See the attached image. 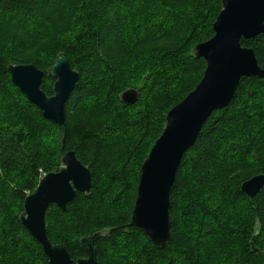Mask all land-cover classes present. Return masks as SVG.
<instances>
[{"label":"trees","instance_id":"16d2710c","mask_svg":"<svg viewBox=\"0 0 264 264\" xmlns=\"http://www.w3.org/2000/svg\"><path fill=\"white\" fill-rule=\"evenodd\" d=\"M221 3L0 0V29L11 38L9 52H0V101L9 95L15 101L12 109L0 105V119L10 116L0 121V264H48L20 223L27 197L22 192L34 191L37 179L58 171L68 151L89 168L92 190L79 193L66 212L52 205L45 223L49 240L63 244L75 263L86 256L80 240L95 235L98 264H264V186L252 200L240 192L243 182L264 175V78H243L230 104L211 115L184 154L170 194V242L158 249L129 225L141 167L167 113L203 78L206 62L193 49L213 37ZM55 40L77 42L80 64L68 44L59 50ZM241 45L253 50L264 70V34ZM61 53L80 79L68 102L65 142L56 129L49 158L43 130L57 126L13 84L8 67L35 65L45 73L42 90L52 96L56 80L48 71ZM129 89L140 90L134 105L120 99ZM26 108L31 121L15 114ZM80 116L83 122L73 127ZM17 118L15 131L10 122Z\"/></svg>","mask_w":264,"mask_h":264},{"label":"water","instance_id":"95a60500","mask_svg":"<svg viewBox=\"0 0 264 264\" xmlns=\"http://www.w3.org/2000/svg\"><path fill=\"white\" fill-rule=\"evenodd\" d=\"M222 8L213 25L214 35L196 45L193 53L206 62L200 83L166 117V126L141 167V175L130 226L141 229L158 248L171 240L170 194L184 154L192 148L211 115L227 107L243 78H264L253 50L241 40L264 34V0H222ZM13 84L28 101L40 109L44 119L57 126L62 144L66 128V111L70 95L80 74L65 54L55 59L48 71L54 78L52 96L41 88L45 73L35 65H10ZM140 90L129 89L120 96L125 105L135 104ZM59 171L45 175L34 192L24 200L20 215L22 226L41 245L48 264H98L95 235L84 237L80 245L86 256L75 261L61 244H53L46 231L45 218L53 205L66 212L79 193L92 190V176L74 151L62 157ZM264 186V175L243 182L240 192L249 200Z\"/></svg>","mask_w":264,"mask_h":264},{"label":"rangeland","instance_id":"374dc122","mask_svg":"<svg viewBox=\"0 0 264 264\" xmlns=\"http://www.w3.org/2000/svg\"><path fill=\"white\" fill-rule=\"evenodd\" d=\"M82 15H81V18L80 19H82ZM67 19H69V18H66L62 23H61V25L62 24H68L67 23ZM76 23V22H75ZM63 28V27H62ZM2 31H3V34H1L2 33ZM10 37V34L8 33V32H6V31H4V30H2V29H0V52L1 53H4V52H9V47L7 48V45H8V43H9V41L11 42V38H9ZM67 39V41L69 40V37H67L66 38ZM53 43L54 44H58L59 46H58V48L57 49H65V47L67 48V44H68V48L70 49V52L69 53H71V55H72V57H73V59L75 60V63H76V65H79L80 64V60L79 59H77V50H76V45H77V42H74L73 40H71V42H63V41H58V40H55V41H53ZM15 44H17L18 45V43H15ZM36 48H34V49H32V50H30V51H33V50H35ZM38 49V51H39V48H37ZM30 51H26V52H30ZM74 53L76 54V56L74 55ZM32 54H34V53H32ZM62 54V53H61ZM64 54V53H63ZM60 55V54H59ZM44 57L46 58V59H49L50 58V56L48 55V54H46L45 53V55H44ZM76 71V70H75ZM78 72V71H77ZM79 73V72H78ZM190 85H191V83L190 82H187V84H185V85H183V86H187V88L186 89H189V87H190ZM191 93V92H190ZM10 96V95H9ZM8 96V97H9ZM166 95H164V97H165ZM8 97L5 99V98H2L3 99V101H0V105L1 104H4L5 106H8L7 108L8 109H12L10 106V104H15V101H10L9 99H8ZM11 97V96H10ZM9 97V98H10ZM186 98V97H185ZM184 98V99H185ZM88 101H89V99H88ZM169 102V101H168ZM182 102V101H181ZM257 102H261V101H257ZM137 103V102H136ZM135 103V104H136ZM134 105V104H133ZM178 105V104H177ZM177 105H175V106H177ZM174 106V107H175ZM174 107H172V108H174ZM171 108V109H172ZM170 109V110H171ZM40 110V109H39ZM169 110V111H170ZM15 114H17V115H19L20 117H24V118H26V116L27 117H29L28 118V120L29 121H31L30 120V115H29V112H28V109L26 108V109H23L22 110V113H18V112H16ZM168 114V113H167ZM166 117H167V115H166ZM77 118H81V119H78V120H75L74 121V126L73 127H77V126H80L81 125V123L83 122V118H85L84 116H80V117H77ZM4 119H6V121H8V119H10V116H7V117H5V118H1L0 119V121L1 122H3V123H5L4 121ZM48 121V120H47ZM33 122V121H32ZM50 122V121H49ZM20 124V122H19V120H18V118L16 119V121L14 120V121H11L10 122V126H11V128L13 129V130H15V131H17L18 130V127L19 126H15V125H19ZM29 124H32L31 122H29ZM32 125H35V123L33 122V124ZM56 129H58V128H53V127H49L48 128V130H47V134L48 135H46V130H45V128H44V130H43V134L45 133V136H47L48 138L46 139V143H45V145H44V148H43V150H44V154L46 155L45 157H49V158H52V157H54V154H53V152H52V150H50V152L48 153V148H50V146L51 145H53L54 144V141H53V139H54V137H56ZM76 129L74 128V131H75ZM52 131V132H51ZM59 131V130H58ZM74 131H73V135L71 136V137H76V135H77V132L74 134ZM54 132H55V136H54ZM53 137V138H52ZM46 144H47V146H46ZM80 149V148H79ZM65 155V154H64ZM63 155V156H64ZM62 156V157H63ZM61 160H62V158L60 159V168H61V166H62V163H61ZM85 166V165H84ZM86 167V166H85ZM88 168V167H87ZM89 169V168H88ZM59 171V170H58ZM90 171V170H89ZM55 172V171H54ZM91 173V172H90ZM140 174H141V172H140ZM45 175V174H44ZM44 175H42V177L41 178H39V179H37V182H36V187H35V189L38 187V185H39V183H40V181H41V179L44 177ZM98 178L100 179V176H98ZM139 181H140V177H139ZM138 185H139V182H138ZM138 185H137V189H138ZM29 188H27L26 189V191H23L22 193H23V195L25 194L26 196H28L30 193H32V192H34L33 191V189L31 188V189H29ZM2 192H4V189H2ZM136 195H137V193H136ZM183 199L184 198H189L188 196H187V194H184L183 195V197H182ZM26 199V198H25ZM4 201V200H3ZM181 202H183V200H181ZM182 209H183V207H182ZM181 221H182V223H185V219L183 218V214H181ZM245 224L246 223H244L243 225L245 226ZM243 225H242V227H243ZM183 226H185V224H183ZM241 227V228H242ZM225 235H223V237H224ZM240 237H242L241 235H239ZM16 238V237H15ZM27 249H29V248H27ZM245 249H246V251H248L250 248L248 247V245L246 244V246H245ZM252 250L254 251V252H258V249L257 248H255V246L254 245H252ZM178 257V256H177ZM177 260H182V256H181V258H177ZM36 262V261H35ZM178 264H180V263H178ZM187 264V263H186Z\"/></svg>","mask_w":264,"mask_h":264},{"label":"bare ground","instance_id":"6f19581e","mask_svg":"<svg viewBox=\"0 0 264 264\" xmlns=\"http://www.w3.org/2000/svg\"><path fill=\"white\" fill-rule=\"evenodd\" d=\"M141 172V171H140ZM141 175V174H140ZM139 186V185H138ZM138 190V189H137ZM19 220H20V217H19ZM21 223V222H20ZM46 256V255H45ZM47 258V257H46ZM48 259V258H47Z\"/></svg>","mask_w":264,"mask_h":264},{"label":"built area","instance_id":"2783aa9c","mask_svg":"<svg viewBox=\"0 0 264 264\" xmlns=\"http://www.w3.org/2000/svg\"><path fill=\"white\" fill-rule=\"evenodd\" d=\"M44 175V174H43ZM45 176V175H44Z\"/></svg>","mask_w":264,"mask_h":264}]
</instances>
